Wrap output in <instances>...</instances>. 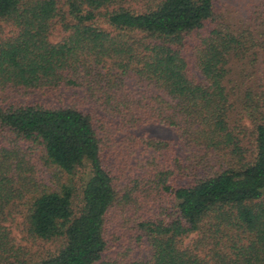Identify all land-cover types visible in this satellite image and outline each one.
<instances>
[{
	"label": "trees",
	"instance_id": "trees-1",
	"mask_svg": "<svg viewBox=\"0 0 264 264\" xmlns=\"http://www.w3.org/2000/svg\"><path fill=\"white\" fill-rule=\"evenodd\" d=\"M250 15L0 0V264H264V4ZM148 125L181 149L136 133ZM18 220L65 244L28 260Z\"/></svg>",
	"mask_w": 264,
	"mask_h": 264
},
{
	"label": "rangeland",
	"instance_id": "rangeland-1",
	"mask_svg": "<svg viewBox=\"0 0 264 264\" xmlns=\"http://www.w3.org/2000/svg\"><path fill=\"white\" fill-rule=\"evenodd\" d=\"M264 4V0H217V8L224 13L227 17L229 23L236 28H240L246 23V21L251 16V11H256V6ZM6 33L9 32L10 28L5 26ZM58 36V33H56ZM264 60V55L261 61ZM194 74L198 79L200 76L196 71ZM34 101H45V102H54L55 100L48 96H41L35 95L31 98ZM137 134H146L149 137H154L161 140H168L172 141L175 144H178L179 148L181 149L182 145L180 144L178 134L175 130L164 127L160 125H148L140 130L136 131ZM42 168L46 172H55V170L51 167H45L42 163ZM74 187H75V196H74V203H73V211L76 215L80 213L83 208V194H82V187H83V174L82 171L75 175L74 177ZM20 220L16 223H13L12 231H13V238L15 239L14 244L16 246H20L25 249H29L31 252L29 253L30 259H44L51 254L56 253L59 249L63 247L65 242L63 239H54L51 241H34L32 239L26 240L22 230L23 225L19 224ZM195 236H192L190 239L186 241V244L193 240ZM146 257V256H145Z\"/></svg>",
	"mask_w": 264,
	"mask_h": 264
}]
</instances>
